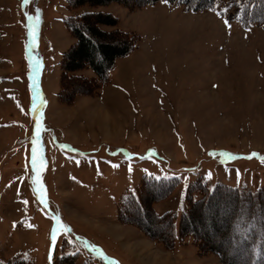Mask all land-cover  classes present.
<instances>
[{
    "label": "rangeland",
    "instance_id": "rangeland-1",
    "mask_svg": "<svg viewBox=\"0 0 264 264\" xmlns=\"http://www.w3.org/2000/svg\"><path fill=\"white\" fill-rule=\"evenodd\" d=\"M228 1L194 13L163 2L93 9L117 19L101 30L140 40L115 62L99 94L83 91L63 104L59 63L74 42L65 20L89 8L70 10L69 0H0V264H221L214 253L198 255L191 237L164 249L120 223L117 203L143 177L175 179L171 195L152 208L173 212L177 223L188 188L200 179L209 190L264 189V28L227 27L221 11ZM228 208L208 206L201 223L190 226L208 248L233 254L228 263H245V248L225 241ZM54 216L66 229L58 231L51 261Z\"/></svg>",
    "mask_w": 264,
    "mask_h": 264
},
{
    "label": "trees",
    "instance_id": "trees-1",
    "mask_svg": "<svg viewBox=\"0 0 264 264\" xmlns=\"http://www.w3.org/2000/svg\"><path fill=\"white\" fill-rule=\"evenodd\" d=\"M160 1L165 2V0H69L70 10L87 7L89 11L65 20L74 42L63 53L59 63L57 100L68 104L75 96L82 95L83 91L92 95L99 94V90L109 83V73L115 62L131 54L140 40L139 36L132 33L101 30L102 26L115 27L117 19L108 13L92 12L93 9L114 2L127 7H144ZM215 1L167 0V3L180 6L189 12H199L210 9ZM225 9L233 10L234 16L230 18L238 20L243 25L264 26V0H230ZM111 41L117 42L118 45L114 47L107 44ZM87 70L92 72V77L83 75ZM69 84L71 85L67 89ZM176 185L177 181L172 179L157 181L144 178L134 192L125 193L117 203L118 221L136 227L144 236L166 250L175 248L176 240L191 237L198 255L209 256L214 253L221 264H235L227 262L234 256L233 254L230 256L217 249L208 248L210 242L199 234V230L190 226L191 223L197 225L201 223L203 210L208 206H213V212L223 211L229 207L224 227L228 234L225 241L229 245L245 248V263L240 264H264V189L251 192L217 184L209 190L205 181L200 179L189 187L186 206L176 223V214L173 212L157 215L152 208V204L168 198ZM195 193L201 198L194 201L192 195ZM215 200L224 201L221 204H214ZM69 260L64 257L61 261Z\"/></svg>",
    "mask_w": 264,
    "mask_h": 264
},
{
    "label": "snow or ice",
    "instance_id": "snow-or-ice-1",
    "mask_svg": "<svg viewBox=\"0 0 264 264\" xmlns=\"http://www.w3.org/2000/svg\"><path fill=\"white\" fill-rule=\"evenodd\" d=\"M24 4L27 5L29 3V0H23ZM165 2L167 3V0H165ZM225 11H227V9H225ZM217 15H219V13H217ZM28 19L31 21L32 17L29 16ZM225 24H228V21L225 20ZM31 27V25H30ZM29 35L32 36V43L35 44L36 43V39H35V33L34 32H30ZM39 62L37 61V64ZM33 110L34 111H38V106H36L35 104L33 105ZM41 128H42V124L38 121L36 123V138L33 139L32 144L36 145L38 140H39V136H40V132H41ZM61 147H64L63 145H61ZM32 164L35 167L37 164V149L36 147L32 148ZM44 161L43 158H40V169L42 170L44 168ZM131 170V169H130ZM39 171V170H38ZM156 179H160L159 177H156ZM165 179H167V177H165ZM35 183H39V180L37 179V181H35ZM37 194L39 196V199L42 203H44L45 205L47 204V200L45 198V188L43 184H39V187L37 188ZM25 203H27V201H25ZM53 219L56 222L57 227L52 229V235H51V241L53 244L57 243V232L61 231L62 229H66V226L64 224L61 223L60 221V217L59 216H54ZM28 227H32V225H28ZM70 231V230H68Z\"/></svg>",
    "mask_w": 264,
    "mask_h": 264
},
{
    "label": "bare ground",
    "instance_id": "bare-ground-1",
    "mask_svg": "<svg viewBox=\"0 0 264 264\" xmlns=\"http://www.w3.org/2000/svg\"><path fill=\"white\" fill-rule=\"evenodd\" d=\"M56 227H57V225L54 226V228H56ZM57 236H58V232H57Z\"/></svg>",
    "mask_w": 264,
    "mask_h": 264
}]
</instances>
